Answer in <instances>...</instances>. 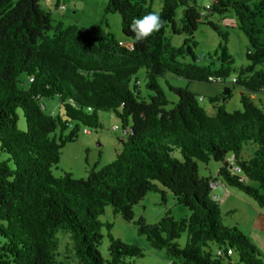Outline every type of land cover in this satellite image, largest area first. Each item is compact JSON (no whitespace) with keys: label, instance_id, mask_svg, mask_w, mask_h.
Here are the masks:
<instances>
[{"label":"trees","instance_id":"obj_1","mask_svg":"<svg viewBox=\"0 0 264 264\" xmlns=\"http://www.w3.org/2000/svg\"><path fill=\"white\" fill-rule=\"evenodd\" d=\"M148 1H107L105 13L120 16L122 34L131 43L127 48L111 34L95 36L78 25L54 23L40 0H0V152L8 157L0 161V264H62L57 260L59 230L69 234L80 264H131L130 259L142 258V249L112 237L109 258H102L98 218L106 206L133 223L152 249L164 250L178 264H233V256L238 260L234 264H264L236 227L220 225L219 204L210 198V184L218 181L264 208V108L251 97L264 91V70L257 69L264 65V0H211L205 19L199 17L202 8L195 0H162V27L138 42L130 25L154 12ZM229 12L249 44V65L231 81L243 91L242 110H225L230 87L209 99L213 115L196 95L180 88L171 89L178 102L167 109L159 78L170 74L191 82L222 83L230 77L228 34L209 20ZM200 23L221 38L218 51L209 56L219 63L217 69L214 62L195 64L193 36ZM167 32L184 35L183 45L173 47ZM186 58L192 62H182ZM140 69L146 71L147 98L130 86ZM52 98L58 99L62 117L43 112L41 101ZM99 112H112L122 128L131 129L121 152L84 179L71 173L55 178L51 170L62 148L78 139L81 128L102 129ZM19 113L24 131L17 125ZM248 143L256 148L254 157L245 160L242 149ZM229 158L240 167V175L231 173ZM197 162L221 164L217 179L200 177ZM150 192L160 193L163 201L169 192L189 217L176 221L166 214L153 225L142 217L135 220L133 207ZM184 233L187 240L181 248L176 241Z\"/></svg>","mask_w":264,"mask_h":264},{"label":"rangeland","instance_id":"obj_2","mask_svg":"<svg viewBox=\"0 0 264 264\" xmlns=\"http://www.w3.org/2000/svg\"><path fill=\"white\" fill-rule=\"evenodd\" d=\"M20 0H13V4L18 3ZM108 0H40L39 6L43 10L51 12V17L54 23L61 22L64 26L78 25L87 30H90L93 35H107L111 34L115 39L119 41H127L123 36L120 16L115 13H105V7ZM255 1V0H251ZM151 8L154 12L159 13L162 9V0H152ZM197 7L204 8L211 4V0H195ZM64 4L65 10H58L57 5ZM182 9L178 8L176 11V22L180 23ZM233 17L231 12L227 13L224 17L213 14L209 17V20L215 23L222 33L228 34L227 48L229 54L233 58V64L231 65L230 77L222 83H203V82H191L173 75H167L165 78H159L158 84L162 88L169 105L167 109L173 108L178 102L177 95L171 91V89H187L190 93L198 97H202L203 101L199 102L200 106L206 111L208 115L214 114L213 105L209 99L219 95L224 87H230L232 89L231 99L225 104V110L228 113L235 111H241L242 105L240 103V97L243 93L240 87L231 83V80L235 78L241 68L249 65L246 54L249 47L248 40L244 33L235 26H226L223 21H229ZM222 18H225L222 21ZM235 22V21H234ZM166 36L170 39V43L173 47L179 48L183 45L184 35H171L167 32ZM194 41L196 42V48L194 50L196 56L195 64L198 66H208L211 62H214L213 69L219 67V63L210 59L209 56L213 55L219 49L221 38L216 32H214L207 24L200 23L196 32L194 33ZM121 44V42H119ZM184 63L192 62L190 58L182 60ZM258 69L264 70V65L258 67ZM145 69H140L130 82V86L136 87L140 97L147 98L151 93L145 88ZM22 85H26V78L20 77ZM252 101L259 108H264V91L253 94ZM42 110L46 115H50L54 118L62 117L63 110L60 107L57 98L44 99L41 101ZM18 128L22 131L26 129L25 120L22 114H18ZM98 117L102 124V129H83L78 135V139L74 142L66 144L62 150L59 162L51 170L52 175L57 178L61 177L64 173H71L74 179H84L87 173L91 169L99 170L106 165L111 164L116 157V154L121 149L120 140L122 137L126 138L121 129V123L112 112H99ZM117 125L120 131H113V127ZM67 133V132H66ZM255 146L248 143L243 146L242 157L245 160H250L254 157ZM176 158H181L179 152H175ZM7 155L0 152V161H5ZM198 173L202 178L217 179V172L221 166L219 163L210 162L204 164L197 162ZM66 171V172H64ZM251 186H256L254 183H250ZM220 186L223 184L220 182ZM233 192L231 199L226 204H221L220 198H215L218 195L217 188L212 189L210 198L217 201L220 208V225L224 227H236L240 232H244L249 228L250 219L252 217V211H250L247 203L244 200H252L240 190L230 187ZM237 194V195H236ZM251 202V201H250ZM232 205L237 207L235 212L228 213ZM134 218L137 220L142 217L147 224L153 225L158 223L161 218L166 214H170L174 220L180 221L189 217L190 213L185 207L178 205L173 196L166 192L164 201L160 193L150 192L142 201L133 207ZM99 223L102 225L101 243L98 247V252L104 260H108V247L110 245V237L119 239L122 243L130 246H137L142 249L144 256L142 258L130 259L131 264H178L175 260L170 258L164 250L152 249L147 238L137 233L136 226L123 220L120 215L113 212L111 206H106L104 213L98 218ZM107 224L112 227L108 229ZM58 239V256L57 260L62 264H80L74 257L73 246L70 240L69 234L59 230L57 232ZM187 240L186 233L182 234L176 243L182 248L185 246ZM0 243L2 239L0 237ZM259 253V260L264 263V247L255 246ZM216 247L211 245V251L214 253ZM238 260L235 256L232 257V263H236ZM227 264V263H225Z\"/></svg>","mask_w":264,"mask_h":264},{"label":"crops","instance_id":"obj_3","mask_svg":"<svg viewBox=\"0 0 264 264\" xmlns=\"http://www.w3.org/2000/svg\"><path fill=\"white\" fill-rule=\"evenodd\" d=\"M57 6L59 7L60 5H57ZM58 7H56V8L59 10ZM234 21H235L234 17H231L229 19V21H226L228 23L224 24V25L235 26ZM100 36H105V35H100ZM119 42H121V45H124L127 48L131 47V43L128 40L127 41H119ZM257 69H258V67H257ZM251 97L253 98V95ZM126 140H127V138H124V137L121 138V140H120L121 149H120V151H118V153L121 152L123 145L126 142ZM93 170H95V169H93ZM64 172H66V171H64ZM216 193L218 195H216L215 198L219 197L221 204H226L229 199H231L232 197H235V196H233V192L230 190V187H227L224 184H223V187H221V186L217 187ZM242 201L244 203H247V205L250 208V211L253 212L252 213L253 215L250 219L249 228H247L244 232H241V233L244 236H246V238L249 240V242L254 247L255 246H259L260 248L264 247V208L258 206L253 200H250L251 201L250 202L249 200L242 199ZM236 208L237 207H235V205H232L231 209L228 210V213L235 212L237 210Z\"/></svg>","mask_w":264,"mask_h":264},{"label":"clouds","instance_id":"obj_4","mask_svg":"<svg viewBox=\"0 0 264 264\" xmlns=\"http://www.w3.org/2000/svg\"><path fill=\"white\" fill-rule=\"evenodd\" d=\"M163 25L159 13L152 12L143 17L136 18L130 25V30L134 33L135 39L142 42L158 31Z\"/></svg>","mask_w":264,"mask_h":264},{"label":"built area","instance_id":"obj_5","mask_svg":"<svg viewBox=\"0 0 264 264\" xmlns=\"http://www.w3.org/2000/svg\"><path fill=\"white\" fill-rule=\"evenodd\" d=\"M58 8H59V10H65L66 9V6L64 4H62ZM209 14H210V6L208 5V6L202 8L200 10L199 17L201 19H205V18H207V16ZM223 22H224V24H227L228 23L226 21H223ZM30 81H32V79H30ZM231 81L232 82H235L236 80H235V78H233ZM197 100H198V102H202L203 101V98L202 97H198ZM121 129H122V132H123V134H124V136L126 138L132 133V131H131V129L129 127H126V128H122L121 127ZM113 131H120V128L117 125H115L113 127ZM228 162L231 164V166H230L231 173L234 174V175H240L241 174V169L237 165L236 166H233V158H229L228 159ZM219 186H220V182H218V181L212 182L210 184V188L211 189H216ZM217 255H222V253H221L220 250L217 251ZM229 255H232V252L229 251Z\"/></svg>","mask_w":264,"mask_h":264}]
</instances>
